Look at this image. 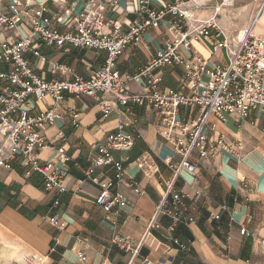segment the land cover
Listing matches in <instances>:
<instances>
[{"label": "crops", "instance_id": "obj_1", "mask_svg": "<svg viewBox=\"0 0 264 264\" xmlns=\"http://www.w3.org/2000/svg\"><path fill=\"white\" fill-rule=\"evenodd\" d=\"M10 0H0V12H7ZM22 21L15 30H0V41L17 40L28 36L31 28L27 18L43 5V17L60 13L62 17L71 9V15L88 6L89 0H20ZM103 7L106 21L126 24L135 20L137 0H96ZM153 4L160 0H152ZM213 15V14H212ZM208 14L207 19L212 16ZM170 16L160 21L155 28L146 29L138 43L127 45L116 58L115 66L129 92L138 93L145 78L138 81L128 77L140 72L148 59L154 57L171 38L168 30ZM217 24L230 36L234 26L217 19ZM245 25V24H244ZM244 25L240 24L237 30ZM59 32L68 30L67 25L54 23ZM220 38V37H219ZM36 43L37 41L35 38ZM186 56H198L207 63L225 64V49L212 53L207 40L192 39L191 50L180 48ZM41 57L31 53L25 55L35 73L45 80H69L74 75L87 78L104 64L105 51L93 48L40 45ZM55 65L68 70L55 68ZM58 67V66H57ZM8 67L0 63V71ZM162 76L161 90L173 89L183 94L191 93L182 87L181 67H162L154 70ZM114 101L112 111L103 115L101 103ZM32 115L45 111L53 105L51 97L32 99ZM197 107L179 108L180 120L197 116ZM57 117L41 131L48 147L39 153L43 160L58 163L54 149L63 145L68 160L62 163L67 169L62 193L44 189L42 177L26 169L21 157L10 159L11 168L0 166V264H264V112L252 111L244 118L226 116L224 121L211 116L206 133L215 140L219 135L233 144L229 151L219 147L203 161L193 153L191 161L196 164L194 174L180 170L174 187L183 193L187 206L186 216L190 223L171 225V217L161 214L157 226L148 229L156 207L160 203L166 183L173 177L169 163H177L180 156L165 138V126L160 116L148 105L123 106L110 94L99 98L65 94L55 106ZM77 114L73 123L72 114ZM119 124L124 132L134 138L133 145L126 150H113L114 160L121 161L123 175L117 181L114 168L104 166L95 169L101 184L111 181V193H120L127 203L114 215L95 204L101 186L83 178V170L96 156V147L107 134L115 132ZM214 124V129L211 125ZM59 132L62 136L59 137ZM0 135V156L8 157L9 149ZM149 156L155 164V172L137 159ZM197 179L198 182H195ZM136 183L140 193L134 192ZM200 190L201 195H196ZM218 215V218H214ZM56 217L63 224L60 230L49 223ZM115 221L116 224H112ZM244 226L247 234H240ZM115 236L125 237L133 246H139L133 257L114 244ZM80 254L85 260L80 259Z\"/></svg>", "mask_w": 264, "mask_h": 264}, {"label": "built area", "instance_id": "obj_2", "mask_svg": "<svg viewBox=\"0 0 264 264\" xmlns=\"http://www.w3.org/2000/svg\"><path fill=\"white\" fill-rule=\"evenodd\" d=\"M111 5L116 6L117 2L114 0ZM21 6L20 0L9 1L7 12H0V30L17 28L22 21ZM221 7L222 5L215 7L211 17L197 20L195 12L201 9L197 0H160L157 4H153L152 0H137L138 17L127 23L125 29H122L121 23L114 22L111 25L107 22L103 7L96 0H89L88 6L79 13L71 15V9L68 10L65 17L59 12L49 18L43 17L46 10L43 5L35 9L33 15L27 18L31 28L28 36L0 41V63L8 67L7 71H0V135L5 138L9 149L8 157L0 156V166L10 169V159L19 155L21 164L26 169V176L36 172L42 177L45 190L62 193L66 190L64 181L67 177V169L62 163L69 159L64 146H50L54 149L58 163L41 159L39 153L48 147L46 138L40 131L57 117L55 106L63 96L67 94L99 98L110 94L123 106L148 105L160 116L166 128L165 138L180 156L177 163H169L173 177L166 183L148 229L157 226L156 219L161 214L171 217L172 226L180 222H192L193 219L185 214L187 206L183 201V193L174 187L180 170L190 174L196 172V164L191 161L193 153L199 159L208 161L219 147L233 150V144L226 142L223 136L219 135L211 140L207 135L206 127L210 123V117L224 121L226 116L244 119L252 111L264 112V39L254 33L256 16L238 29L233 38H229L217 24ZM167 16H170L168 30L171 38L166 39L163 48L146 61L139 73L128 77L127 81L145 78L140 92H129L115 66V60L127 45L140 42L146 29L157 27ZM56 22L67 25L68 30L59 32L54 26ZM35 38L40 42L36 43ZM193 38L209 41L212 53L225 49L227 62L209 64L198 56H184L180 48L190 51ZM65 43L73 47L104 50V64L93 70L87 78L74 75L69 80H45L38 76L25 55L31 53L41 57L40 45L62 46ZM165 66L183 69L180 84L190 88L191 93L160 89L162 76L154 70ZM55 68L68 70L60 65H55ZM45 97H51L53 105L32 115L30 111L34 105L31 100H42ZM112 103L114 101L101 103L105 117L112 111ZM181 106L197 107V116L180 120L178 112ZM72 118L76 124L77 114L73 113ZM210 127L214 129V124ZM58 134L59 137L62 136V132ZM133 142V136L124 132L123 125L119 124L115 132L107 134L104 141L97 145L96 156L83 170V178L78 180V183L89 181L100 185L95 204L112 210L114 215L126 205L127 200L120 193H111L109 188L113 183L108 181L102 185L94 172L96 168L111 166L116 180L120 181L123 167L121 161L113 159L112 151L129 149ZM137 162L147 165L149 172L156 170L149 156H141ZM194 181L198 182L197 179ZM132 184L134 192L140 193L138 185L135 182ZM195 194L202 193L195 190ZM213 217L218 218V215ZM49 223L60 230L64 229L56 217L49 218ZM112 224H116L115 221ZM239 233L244 235L248 232L244 226H240ZM112 242L130 252L133 257L138 254L140 245L133 246L125 237L115 236ZM79 256L81 260H85L83 254ZM143 264L153 263L145 261Z\"/></svg>", "mask_w": 264, "mask_h": 264}, {"label": "rangeland", "instance_id": "obj_3", "mask_svg": "<svg viewBox=\"0 0 264 264\" xmlns=\"http://www.w3.org/2000/svg\"><path fill=\"white\" fill-rule=\"evenodd\" d=\"M201 5V9L195 12V18H206L208 14H213L215 7L222 5L219 9L217 19H223L227 23L234 26L231 30L229 38L236 35L237 27L240 24H246L249 19L256 16V25L259 30L255 31V35L264 39V23L259 19L264 16V0H197ZM260 16V18H259ZM259 18V19H258ZM231 42V40L229 39Z\"/></svg>", "mask_w": 264, "mask_h": 264}, {"label": "bare ground", "instance_id": "obj_4", "mask_svg": "<svg viewBox=\"0 0 264 264\" xmlns=\"http://www.w3.org/2000/svg\"><path fill=\"white\" fill-rule=\"evenodd\" d=\"M259 18H260V16H259ZM259 18H258V19H259ZM259 21H260L261 23H264V16H262V17L259 19ZM256 23H257V21H256ZM256 23H255V25H254V29H255V31L259 30V27L256 25Z\"/></svg>", "mask_w": 264, "mask_h": 264}]
</instances>
